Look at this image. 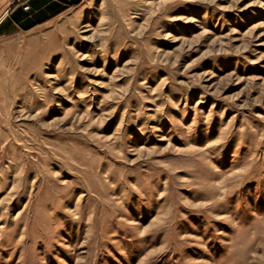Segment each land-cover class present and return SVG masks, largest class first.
Instances as JSON below:
<instances>
[{
	"label": "rangeland",
	"instance_id": "374dc122",
	"mask_svg": "<svg viewBox=\"0 0 264 264\" xmlns=\"http://www.w3.org/2000/svg\"><path fill=\"white\" fill-rule=\"evenodd\" d=\"M73 1L0 32V264H264V0Z\"/></svg>",
	"mask_w": 264,
	"mask_h": 264
},
{
	"label": "trees",
	"instance_id": "16d2710c",
	"mask_svg": "<svg viewBox=\"0 0 264 264\" xmlns=\"http://www.w3.org/2000/svg\"><path fill=\"white\" fill-rule=\"evenodd\" d=\"M75 1L73 0H52L44 9L43 12H40L37 15L32 17H27L30 14L33 7H37L38 4H29V9L25 10L23 6L19 7L17 10L11 13L9 18H7V25L16 23L21 26L23 29H31L38 24L45 22L50 14L58 13L62 10H65L67 7L73 5ZM4 24V23H3Z\"/></svg>",
	"mask_w": 264,
	"mask_h": 264
},
{
	"label": "crops",
	"instance_id": "0c3cea01",
	"mask_svg": "<svg viewBox=\"0 0 264 264\" xmlns=\"http://www.w3.org/2000/svg\"><path fill=\"white\" fill-rule=\"evenodd\" d=\"M52 0H28L27 3L28 4H38L37 7H33L32 6V10L30 12V14L27 15V17H32L33 15H37L40 12H43L45 7L51 2ZM52 14H50L49 16H51ZM4 23V24H3ZM15 25H18L16 23H12ZM11 24V25H12ZM7 31V16H5V18L0 22V32H6Z\"/></svg>",
	"mask_w": 264,
	"mask_h": 264
},
{
	"label": "built area",
	"instance_id": "2783aa9c",
	"mask_svg": "<svg viewBox=\"0 0 264 264\" xmlns=\"http://www.w3.org/2000/svg\"><path fill=\"white\" fill-rule=\"evenodd\" d=\"M9 1L15 4V3H17L20 0H9ZM29 7H30L29 5H26V6H24V9L28 10Z\"/></svg>",
	"mask_w": 264,
	"mask_h": 264
}]
</instances>
